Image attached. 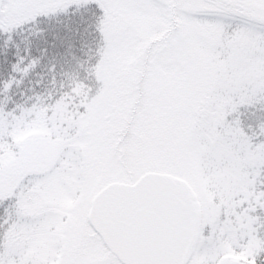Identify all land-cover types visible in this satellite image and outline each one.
I'll list each match as a JSON object with an SVG mask.
<instances>
[{"label":"snow or ice","instance_id":"obj_1","mask_svg":"<svg viewBox=\"0 0 264 264\" xmlns=\"http://www.w3.org/2000/svg\"><path fill=\"white\" fill-rule=\"evenodd\" d=\"M0 264H264V0H0Z\"/></svg>","mask_w":264,"mask_h":264}]
</instances>
